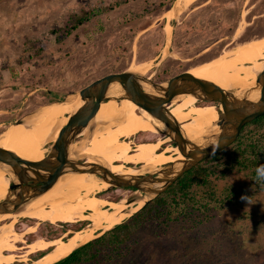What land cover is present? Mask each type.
Wrapping results in <instances>:
<instances>
[{"label": "rangeland", "instance_id": "obj_1", "mask_svg": "<svg viewBox=\"0 0 264 264\" xmlns=\"http://www.w3.org/2000/svg\"><path fill=\"white\" fill-rule=\"evenodd\" d=\"M176 1L0 0V135L23 116L111 74L149 65L144 74L161 83L235 49L264 51V0H193L171 17ZM90 10L96 11L90 20L65 36L68 24ZM251 43L256 47L247 46ZM158 137L163 138L147 133L131 137V143L135 147ZM227 158L215 164L216 196L230 186H247L251 203L241 199L222 208L212 201L213 219L200 225L197 237L181 226L165 234L151 228L124 264H264V191L256 193L257 182H250L247 171L222 176ZM132 192L115 189L97 197L118 201ZM32 221L20 219L15 231L23 232ZM48 224L26 241L71 228ZM65 232L58 238L66 240Z\"/></svg>", "mask_w": 264, "mask_h": 264}, {"label": "bare ground", "instance_id": "obj_2", "mask_svg": "<svg viewBox=\"0 0 264 264\" xmlns=\"http://www.w3.org/2000/svg\"><path fill=\"white\" fill-rule=\"evenodd\" d=\"M192 2L193 0H177L170 11L171 17H177L181 13L180 9H187ZM149 67L146 65L137 72L144 74ZM263 69L264 51L261 47L244 51L239 48L188 70V74L213 82L226 91L240 94L255 87L257 76ZM147 90L151 92L149 87ZM120 92V88L113 85L110 98H116ZM112 102L117 101L111 99L101 105L95 120L81 134L86 140L74 147L77 155L86 156L89 163L103 164L119 175H140L185 160L183 152L172 146L171 139L167 137H158L156 142L132 146L131 137L141 133L158 135L157 128H163V125L131 101L125 100L113 105ZM199 103L202 102L193 95H180L169 106L171 114L182 125L184 134L194 143H200L204 136L218 131V126L215 125L219 120L217 107H197L196 104ZM81 104L78 98L69 97L65 103L40 109L39 113L25 119L23 125L11 127L1 138L0 146L28 161L43 160L48 146L58 138L69 116ZM7 171L0 168V202L7 196L11 180ZM108 188L109 183L87 173L67 174L51 191L31 201L16 214L0 216V264H54L100 233L131 218V214L145 203V200H141L131 205V211H127L129 206L126 204V197H121L118 201H109L105 196L97 197L98 194L103 195ZM25 218L33 220L32 226L17 233L15 227L20 219ZM87 221L91 223L88 228L69 229L63 233L66 240L34 235L33 240L26 241V237L35 234L44 222L76 225L87 224ZM19 244L23 246L20 247ZM42 252L44 254L36 259H29Z\"/></svg>", "mask_w": 264, "mask_h": 264}, {"label": "water", "instance_id": "obj_3", "mask_svg": "<svg viewBox=\"0 0 264 264\" xmlns=\"http://www.w3.org/2000/svg\"><path fill=\"white\" fill-rule=\"evenodd\" d=\"M113 85H117L121 91L116 98H110L109 95ZM180 95H193L202 103L216 104L219 120L215 125L218 126V131L204 136L200 143L189 140L181 128L182 125L169 110V106ZM69 97L78 98L82 104L69 116L58 138L48 146L43 160L28 161L0 146V168L7 169L11 177L7 196L0 202V216L16 214L31 201L51 191L67 174L87 173L110 184V188L105 192L134 189L131 196L126 198V204L129 206L127 211H131V205L141 200H145V203L131 214L132 217L166 192L185 173L233 145L247 124L264 116V69L258 74L255 87L240 94L226 91L208 80L191 76L188 70L157 83L145 74L128 69L100 78L77 93L54 102L65 103ZM111 99L117 102L131 101L161 123L163 128H157L158 134L163 138H170L171 145L183 152L185 160L140 175H119L103 164L89 163L86 156L77 155L74 147L86 140L81 134L95 120L101 105ZM39 110L38 108L11 123L0 135V141L11 127L23 125L25 119L39 113ZM138 168L140 169V166ZM89 224L91 223L87 221V225ZM104 233H100L96 238Z\"/></svg>", "mask_w": 264, "mask_h": 264}, {"label": "trees", "instance_id": "obj_4", "mask_svg": "<svg viewBox=\"0 0 264 264\" xmlns=\"http://www.w3.org/2000/svg\"><path fill=\"white\" fill-rule=\"evenodd\" d=\"M94 13V10L83 11L80 16H76L73 24L66 27L64 35H70L88 22ZM224 156L228 158L224 163L226 170L222 171V176H226L227 172L247 171L250 182H257L256 193L264 191V180H257L256 173V169L264 165V116L247 124L233 145L185 173L166 192L131 218L54 264H124L131 256L139 237L151 228H157L161 230V234H165L172 227L181 226L190 236L197 237L200 225L213 219L210 214L212 201L223 208L234 203L240 204L243 196H251L247 186H230L222 190V197L218 199L212 183L217 175L215 164ZM210 164L213 165L208 166ZM48 225L52 227L51 224ZM65 229L56 230L57 233L48 239L58 238L59 233L65 232ZM43 254L40 253L39 256Z\"/></svg>", "mask_w": 264, "mask_h": 264}, {"label": "flooded vegetation", "instance_id": "obj_5", "mask_svg": "<svg viewBox=\"0 0 264 264\" xmlns=\"http://www.w3.org/2000/svg\"><path fill=\"white\" fill-rule=\"evenodd\" d=\"M247 46H254V47H256L255 45H253L252 43L251 44H249V45H247ZM245 47V46H244ZM118 102H112L111 104L113 105V104H117ZM205 106H216V104H213V103H199V105L197 106V107H205ZM144 134H147V133H141V134H139V135H137V136H135L134 138L135 139H138V136H143ZM143 139H141V137H139V141H142ZM84 162V161H83ZM139 166H141V165H139ZM126 190H130V191H133L134 189H126ZM105 196V195H104ZM100 198V197H99ZM105 201H107V200H105ZM109 202V201H108ZM30 221H32V220H30ZM32 223H33V221H32ZM31 223V224H32ZM45 223H47V222H44V223H41V225L42 224H45ZM50 224V223H49ZM51 225H54V224H51ZM80 225V226H79ZM82 225H84L83 223H78V224H76V225H71V228L70 229H76V228H80ZM54 226H59V224L58 225H54ZM37 256H39V254L38 255H34L33 257H36L37 258ZM32 259V258H31ZM34 260V259H33Z\"/></svg>", "mask_w": 264, "mask_h": 264}, {"label": "clouds", "instance_id": "obj_6", "mask_svg": "<svg viewBox=\"0 0 264 264\" xmlns=\"http://www.w3.org/2000/svg\"><path fill=\"white\" fill-rule=\"evenodd\" d=\"M256 173H257V180H264V165H260L256 169ZM241 199L247 201L248 204L251 203V200L247 196H243L241 197Z\"/></svg>", "mask_w": 264, "mask_h": 264}]
</instances>
